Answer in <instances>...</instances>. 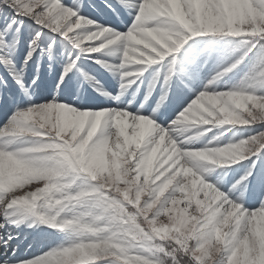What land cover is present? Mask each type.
<instances>
[{
    "label": "snow or ice",
    "instance_id": "snow-or-ice-1",
    "mask_svg": "<svg viewBox=\"0 0 264 264\" xmlns=\"http://www.w3.org/2000/svg\"><path fill=\"white\" fill-rule=\"evenodd\" d=\"M115 5L106 7L132 18L123 33L82 15L84 0H0V12L11 11L18 28L25 21L36 26L25 65L40 44L57 63L64 42L78 50L57 74V87L67 85L81 56L96 53L119 54L110 70L120 81L117 95L101 92L113 108L77 110L59 102L33 105L21 76L9 73L29 106L15 109L0 126V227L31 218L69 237L30 264H264V172L255 171L252 160L264 153V0ZM217 38H239L240 54L165 121L161 110L170 89L187 87L199 70L201 47L214 53ZM7 48L0 32V49ZM182 49L186 55L178 60ZM245 61L248 71L235 89L217 92L216 82ZM0 64L12 67L11 59L0 58ZM150 67L144 103L129 109L121 97L130 87L138 90ZM154 86L161 94L149 112L144 105ZM217 126H243L249 134L224 146L214 145L219 138L213 135L195 149L197 137ZM235 164L244 172L230 186L223 170L212 183L201 178L210 166ZM246 201L256 208L243 207Z\"/></svg>",
    "mask_w": 264,
    "mask_h": 264
},
{
    "label": "rangeland",
    "instance_id": "rangeland-1",
    "mask_svg": "<svg viewBox=\"0 0 264 264\" xmlns=\"http://www.w3.org/2000/svg\"><path fill=\"white\" fill-rule=\"evenodd\" d=\"M63 2L66 5H70L72 0H63ZM108 3H111L113 7H117L115 0H84L85 6L81 10L82 15L121 33L125 32L132 21L131 16L120 10L116 13L110 11L106 7ZM13 21L14 17L11 11L4 10L0 12V32L5 33L8 40V48L0 49V58H7L12 61V67L10 68L0 64V126L5 124L15 109L23 110L29 106L26 103L27 97L25 93L17 85L12 75L9 74L12 71L21 76L25 89L31 94L30 98L33 105H42L47 101L63 103L65 106L75 107L77 110L111 109L114 107V102L101 95V92H107L109 96H115L119 92V78L116 73L110 70L116 67L119 62V54L117 52H112L110 55L90 54V58L81 56L80 60L76 61L77 66L65 77L68 81L67 85L61 89L57 87V74L62 72L63 67L69 62L76 60L78 50L71 44L64 42L58 49L61 62L57 63L49 60L47 55L42 54L40 49L44 48L45 45L40 44L37 51L33 53L34 59L25 65L24 57L27 55L28 45L31 42L30 35L36 26L31 24L30 21H25V26L18 28ZM199 39L204 38H193V40ZM84 43L89 42L85 41ZM238 43L239 38H217L214 45H211L215 49L214 53H207L201 47L196 61L199 64V70L194 79L185 82L187 87L174 85L169 91L167 106L161 110L165 121H170L184 104L202 90L203 86L208 83L216 71L227 67L240 54L239 51H236ZM175 55L179 60L186 53L182 49L181 52ZM226 56L231 58L225 59ZM104 65H107V67ZM248 68L249 62L245 61L234 72L217 81L214 85L215 90L217 92L234 90L245 72L248 71ZM150 72L151 67L149 72L144 73V78L139 83L138 90L136 86L130 87L125 95L121 97L124 105L129 109H138L144 103V95L147 94L148 83L152 79ZM86 77L90 79H86ZM33 79H36L35 85L32 84ZM160 94V88L154 86L149 101L144 105L149 112L155 107ZM86 99L87 103L85 102ZM154 123L163 126L159 120L154 121ZM228 127H231L230 131H226ZM225 132L226 134H223ZM248 134L249 131L243 126H217L208 132L206 136L197 137L196 141H194V148L202 149L212 139L213 135L219 138L218 142H213L214 145L224 146L227 143L238 141L242 135ZM252 160L255 161L254 170L264 172V153L252 157ZM241 163L248 165L249 161L246 160ZM210 167L212 171L205 172L201 177L208 183L215 181L218 173L223 170L225 171L223 182L230 186L244 172L240 164L226 165L224 169H220L218 166ZM243 207L254 210L256 204L246 201ZM29 224L33 226L30 227ZM25 230L29 231L23 235ZM8 235L12 239L7 240V247H4L3 242ZM68 240L69 237L64 232L57 231L43 223H33L31 218L19 227L5 225L0 227V255L4 254L3 259L0 261H14L22 257V259L28 260L30 264L33 258L43 256L50 249H55L58 245L64 244ZM13 253H15L14 256Z\"/></svg>",
    "mask_w": 264,
    "mask_h": 264
},
{
    "label": "bare ground",
    "instance_id": "bare-ground-1",
    "mask_svg": "<svg viewBox=\"0 0 264 264\" xmlns=\"http://www.w3.org/2000/svg\"><path fill=\"white\" fill-rule=\"evenodd\" d=\"M111 74V73H110ZM101 89V88H100ZM20 225H22V224H20ZM25 227H26V225H25ZM5 229V228H4ZM2 230V229H1ZM3 231V230H2ZM29 230H25L24 232H23V235L25 234V232H28Z\"/></svg>",
    "mask_w": 264,
    "mask_h": 264
},
{
    "label": "clouds",
    "instance_id": "clouds-1",
    "mask_svg": "<svg viewBox=\"0 0 264 264\" xmlns=\"http://www.w3.org/2000/svg\"><path fill=\"white\" fill-rule=\"evenodd\" d=\"M240 101H239V99L237 100V103H239Z\"/></svg>",
    "mask_w": 264,
    "mask_h": 264
}]
</instances>
